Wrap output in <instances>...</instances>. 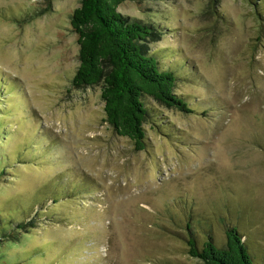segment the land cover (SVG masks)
I'll return each instance as SVG.
<instances>
[{
    "label": "rangeland",
    "instance_id": "rangeland-1",
    "mask_svg": "<svg viewBox=\"0 0 264 264\" xmlns=\"http://www.w3.org/2000/svg\"><path fill=\"white\" fill-rule=\"evenodd\" d=\"M79 3L0 0V226L26 223L0 236V264H203L187 252L191 209L202 232L234 226L264 264V23L252 5L118 6L150 22L148 47L192 109L144 97L134 150L105 120L101 83L72 84Z\"/></svg>",
    "mask_w": 264,
    "mask_h": 264
},
{
    "label": "trees",
    "instance_id": "trees-1",
    "mask_svg": "<svg viewBox=\"0 0 264 264\" xmlns=\"http://www.w3.org/2000/svg\"><path fill=\"white\" fill-rule=\"evenodd\" d=\"M124 1L80 0L71 12L69 22L78 42V65L72 76V84L86 87L101 83L105 120L115 133L132 140L134 150H141L146 146L144 122L149 115L144 97H152L162 105L176 106L183 111L190 112L192 109L175 92V72L162 67L158 57L148 47L147 40L152 35L150 22L122 14L118 6ZM247 2L261 19L259 23L263 24L264 0ZM46 3L42 10L49 8L50 0H46ZM58 176L61 181L65 178L62 173ZM51 181H55V176ZM71 183L60 184L59 180L58 186L67 189ZM191 213L194 216L191 219L187 216L188 211L185 215L187 234L183 235L191 256L200 259L203 264H252L243 234L234 226L218 222L217 227L212 226L202 232L192 209ZM17 222L15 226L9 223L8 229V223L0 226V236L18 234L26 223ZM221 226L224 227L223 245L216 241L220 238L213 229Z\"/></svg>",
    "mask_w": 264,
    "mask_h": 264
}]
</instances>
